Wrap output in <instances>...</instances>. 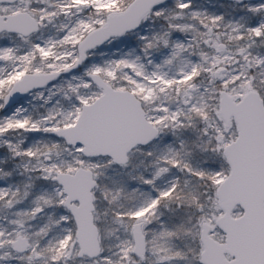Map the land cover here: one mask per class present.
Returning <instances> with one entry per match:
<instances>
[{
	"label": "snow or ice",
	"instance_id": "1",
	"mask_svg": "<svg viewBox=\"0 0 264 264\" xmlns=\"http://www.w3.org/2000/svg\"><path fill=\"white\" fill-rule=\"evenodd\" d=\"M0 264H264V0H0Z\"/></svg>",
	"mask_w": 264,
	"mask_h": 264
}]
</instances>
